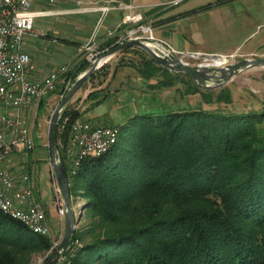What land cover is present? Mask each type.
<instances>
[{"label":"trees","instance_id":"16d2710c","mask_svg":"<svg viewBox=\"0 0 264 264\" xmlns=\"http://www.w3.org/2000/svg\"><path fill=\"white\" fill-rule=\"evenodd\" d=\"M120 41L117 35L106 37L97 53ZM119 50L137 54L124 63L144 79L156 71L165 73L149 82L151 87L179 81L182 87L175 88L181 96L197 92L205 103L230 100L225 86L198 87L188 74L168 70L141 48ZM86 64L82 55L68 73L73 78ZM103 68L105 63L87 80L104 74ZM181 73L188 78L176 76ZM105 85L86 93L91 104L103 100ZM64 90L59 86L46 97L55 91L58 99ZM261 105L240 111L164 106L133 113L117 124L116 138L105 152L82 157L69 173L65 147L70 123L81 110L68 101L56 124V148L69 194L81 198L82 214L92 215L84 236L76 227L62 252L69 264H264ZM74 239H80L79 245L72 246ZM50 244L49 236L0 209V264H21V256L46 251Z\"/></svg>","mask_w":264,"mask_h":264},{"label":"crops","instance_id":"0c3cea01","mask_svg":"<svg viewBox=\"0 0 264 264\" xmlns=\"http://www.w3.org/2000/svg\"><path fill=\"white\" fill-rule=\"evenodd\" d=\"M214 1L196 0L192 3L195 5H189L191 7L176 9L171 14L162 16V11L166 7H158L161 1L157 0H54L52 3H49L47 0H31L30 5L33 3V6H35L31 8L32 10L47 9L44 14H41L48 17L47 22L50 20L52 22L53 20L60 21L62 13H70L67 16L74 19L73 22L69 23L74 25L70 27L75 32L69 36L65 34L61 35V32L58 36L55 34L50 38L47 35L48 33L45 32L46 30L40 29L39 32H36L40 38V43L39 41L36 43L37 41L34 39L33 43H30V41L23 45L22 41V48L27 51L30 62L33 65L32 69L27 73V76L29 78H39L49 69L55 67L58 63L60 64L61 61L59 58L54 57V54H57L59 45L68 48L74 44L71 41L79 43V41L87 39L88 32L92 31V23L94 24L99 18L101 19V25L95 32L97 39L105 35L104 32H111L110 36L123 35L125 30L130 27L127 22L123 21V18L125 15L134 12H139L144 21L146 18H150L149 20L154 19L152 25L154 31L151 29L152 37L161 41L174 53L179 51H199L206 53H230L235 51L238 56L264 54V30L253 41L255 42L254 44H249L245 48L240 49L241 42L243 40L245 41L250 33L235 32L236 30H241V25H237L233 17L223 18L221 15L228 8L219 6L220 3L230 1L232 4L229 7L233 11H238L241 10V6H239L241 0H224L213 3ZM207 3L209 4L207 5ZM104 4L110 7L105 10L97 8ZM245 5L246 9L251 12L249 18L254 16L253 18L255 20H260L264 23V0L248 1ZM73 8H75V11H70ZM86 8L90 9L87 10ZM225 19L231 22L229 31H226L223 27V20ZM47 22L45 29L54 26V24L52 25ZM87 27L90 28V31L86 29ZM106 35L109 36L108 34ZM56 36L63 38L62 41H55L54 37ZM48 40L57 43L56 45L53 44V47L56 49L54 54L47 52L48 47L50 48L52 46ZM102 40L103 38L99 41ZM111 81H115L119 87L107 88L105 97L99 103L91 104L92 99L86 98L85 95L83 96L84 98H81L77 102H72L73 107L81 110L80 117L87 119L91 124H112L117 126V124L121 123L133 113L161 110L164 106L171 108L187 106V103L182 101L177 88H174V94L166 99L164 98L162 87H151L149 85L151 80H144L138 74L123 75V80H120L118 74L114 73ZM55 94V92L50 93L46 97V100L53 99ZM37 152L36 149L27 151L26 154H23L22 151H13L5 156L3 164L15 174L26 172L31 169V164L29 165L26 157L33 160V163L36 164L38 158L36 155ZM48 175L51 182H53V174L50 173L49 169ZM32 180L36 190L33 177ZM61 222L62 220L60 219L58 223L51 221V224H49V227L51 225L53 230L54 238L59 232Z\"/></svg>","mask_w":264,"mask_h":264},{"label":"built area","instance_id":"2783aa9c","mask_svg":"<svg viewBox=\"0 0 264 264\" xmlns=\"http://www.w3.org/2000/svg\"><path fill=\"white\" fill-rule=\"evenodd\" d=\"M31 0H0V209L11 216L18 218L31 231L50 237V248L54 246L57 237L50 236V227L45 215V210L36 195L33 185V169L15 174L3 164L6 155L13 151H22L26 154L33 147L34 141L24 128L20 109L31 101L40 98L62 86L66 88L72 80L68 73V66L60 63L49 69L39 78H29L27 73L32 69L29 55L22 48V41L26 34L33 33L32 21L35 15L44 14L45 10H32ZM49 3L54 0H47ZM110 6L104 4L100 9L105 10ZM70 9V11L74 10ZM89 10L90 8H86ZM75 11V10H74ZM142 19L139 12L125 15L124 22L136 23ZM135 30L149 32L151 25L138 23L137 29L127 28L124 38L136 37ZM56 31V30H55ZM174 53V52H173ZM199 51H179L175 53L186 65H190L189 58L198 59L195 64L206 66H220L237 58V53H211ZM94 53H88L84 57L90 60ZM69 147L66 150L68 159V171L73 173L76 165L82 157L96 156L109 147L115 140L118 128L112 124H91L86 119H75L70 123ZM116 131V133H115ZM48 164L50 165L49 161ZM56 213L63 215L61 200L57 194V186L52 182ZM69 245V244H68ZM79 245L74 239L72 246ZM68 247V246H67ZM63 252V251H62ZM60 252L54 259V264H69L66 253Z\"/></svg>","mask_w":264,"mask_h":264},{"label":"rangeland","instance_id":"374dc122","mask_svg":"<svg viewBox=\"0 0 264 264\" xmlns=\"http://www.w3.org/2000/svg\"><path fill=\"white\" fill-rule=\"evenodd\" d=\"M157 1H161L158 7H161V6L166 7V9L162 11V16L163 15L165 16L167 14H171V12L176 9H182L184 7H191L189 5L194 3L193 1H196V0H175V1L174 0H157ZM248 1H252V0H241L239 4V6H241V10H238V11H233L229 7L232 4L230 3V1H225L219 4V6L228 8L225 12L221 13L223 18L233 17L234 20L236 21V24L241 25V30H236L235 32H244V33L249 32L250 33L249 36L246 37V40L245 41L243 40L241 42L240 49L245 48L249 44H254L255 42L253 41H255L260 36L261 32L264 30V23H262L260 20H255L253 18L254 16H251L252 19H250L251 17L249 18L251 12L248 9H246V5H245V3ZM192 5H195V4H192ZM34 7L35 6H33V3H32L30 5V8H34ZM100 7L101 6L97 8L100 9ZM72 12H74V10H72ZM68 14L70 13L61 14V19H60L61 22L56 21V20H53V22L51 20L48 21L49 24L50 23L52 25L54 24V26H52L49 29H45L47 27L46 22H47L48 17L43 16V15H35L32 21V30L34 33L26 34L24 36L23 45L30 41H31L30 43H33L34 39L37 41L36 43H38L40 38L36 32H39L40 29L46 30L45 32L48 33L47 35L50 38H52L55 34L58 36V34H61V32H62L61 35L63 34L67 36L71 35V33L75 31L72 30V27L74 25L73 24L71 25L69 22H73L74 19L67 16ZM149 19L150 18H146L145 21L141 19L140 21L136 23H132V22H127V23L129 26H131V28H135V29H137L138 23L140 22H143L145 24L148 23L151 25V29L154 31V28H152L154 19H151V20ZM100 20L101 19L99 18L94 22V24L92 23L91 25L92 31L88 32L87 39L83 41H79V43H74L73 45H70L68 48L59 45V49H57V54H54L56 52V49L53 47V44L56 45L57 43H55V41H62L63 38L56 36L54 37L55 41L50 42V40H48L49 44H51L52 46L50 48L48 47L47 52L53 53L54 57L59 58V60L61 61L60 63L66 64L68 68L72 67L81 58L82 55L85 56L88 53H94L97 55L98 54L97 46L100 42L99 40H101L102 38L104 39L108 37L106 34H108L109 36L111 35L110 34L111 32H107V33L104 32L105 35L97 39L95 32L100 28V25H101ZM223 21H224L223 27L225 28L226 31H229L231 28V22H228L227 19ZM64 22H68V23H64ZM86 29L90 31V28L87 27ZM149 34H150L149 32L135 30L132 36L134 35L148 36ZM124 35H125V32L123 35L122 34L120 36L118 35V38L119 39L124 38ZM40 42L41 41H39V43ZM242 56H248V55H240V56H237V58L242 57ZM258 56H264V54L253 55V57H258ZM136 59H137V54L131 51L121 52L120 50H117L111 55H109L103 62L105 63V68H103L105 70V73L104 74L97 73L98 75H96L91 80H87V79L84 80L69 98L68 101L70 102V105L73 104L72 102L74 101L77 102L81 98H84L83 96L86 95V93L89 90L94 89L98 86H102L106 84L105 88H110V89L118 88L119 86L116 84V82L111 81L112 76L110 75H111L113 66L116 65L114 73H117L120 80H123V75L129 76L130 74L131 75L138 74L132 66L124 63V61L126 62L134 61ZM197 60L198 59L194 60L192 58H189L188 59V62L190 64L189 66L198 65V64H195ZM117 62H122V63L119 64ZM164 74L165 73L162 71H156L153 76L145 78L144 80H151V82H153L155 79L163 77ZM176 76L182 77V78H188L184 74L176 75ZM221 86H225L227 88L230 94L229 101H213V102L205 103L201 101L200 95L197 92L184 94V96H181L182 101H185L187 103V106L202 107V108L214 110V111L215 110H218V111H238L239 110L240 111V110H247V109L248 110L259 109L260 107H262L261 104L264 103V66H256L253 68L242 70L239 73L231 76ZM175 87H182V85L179 81H177L173 85L162 86L164 98L168 99L171 95H173L174 94L173 92L175 91L174 90ZM209 89L215 90L217 89V87H212ZM56 101H57L56 95L51 100H46L45 98L44 104L37 108L35 106V102L31 101L27 105L22 106L20 109V112H21V119L23 121L24 128L34 141L31 151L35 149L36 151H38L36 154L38 156L36 160V164L33 163L34 162L33 160L28 159L26 157V160L29 161V165L31 164L30 168L33 169V172L31 174H32V177L34 178L35 185H36V195L38 199L40 200L42 207L45 210L49 224H51V221L52 222L56 221L58 223V220L60 219L62 220L60 224L59 232L57 233V236H56L57 241H58L62 234V230H63V215L61 217H58L59 215L56 213V206H55V201H54L55 199H54V194H53V188L51 185L52 182L49 179V175H48V169L50 170V173L52 172H51V167L47 162L49 161V152H48L47 135H46V125H47L48 116H49L51 109L55 105ZM75 119H85V118H82L79 116V117H76ZM69 133H70V129L68 132V138H67V144H66L65 150L71 148L69 147V143H68ZM67 154H66V157L69 159ZM69 184L71 185V180L69 181ZM70 191H72V186L70 187ZM57 194H58V197L60 198L58 190H57ZM70 196H71V202L73 204L74 213H76L79 210V208H81V198H79L78 195L72 196L70 194ZM91 216L92 215H90L89 213L84 212L82 214L80 212L79 219L77 223L75 224L74 229L76 227L78 229H81L82 236H84L83 231L86 229L88 222L92 220ZM53 235H54L53 230L50 225V236L53 237ZM80 239H77L78 243H80ZM52 249L53 248L49 247L48 250L51 251ZM48 250L33 252L30 255L28 254L27 256H21L20 257L21 264H37L38 262H40L42 259L45 258L44 256H47V254L49 253Z\"/></svg>","mask_w":264,"mask_h":264},{"label":"water","instance_id":"95a60500","mask_svg":"<svg viewBox=\"0 0 264 264\" xmlns=\"http://www.w3.org/2000/svg\"><path fill=\"white\" fill-rule=\"evenodd\" d=\"M128 46H135L144 50L154 61L164 66L170 71L183 72L188 74L191 80L201 88L218 87L224 84L231 76L242 70L256 66H264V56H242L231 62L220 66H189L181 62L179 57L166 47L161 41L151 36H136L126 38L118 42L115 46L108 48L101 53L94 55L87 64L81 68L72 78L63 93L57 99L51 109L47 125V146L49 152V163L53 174L54 182L57 186L61 204L63 207V230L59 240L51 251L48 250L47 256L37 264H51L60 252L65 250L70 242V235L74 230L75 224L79 219L80 210L74 213L71 196L68 190L66 170L64 163L56 148V124L60 112L71 95L96 70L105 59L115 51ZM205 55H213L205 53Z\"/></svg>","mask_w":264,"mask_h":264},{"label":"bare ground","instance_id":"6f19581e","mask_svg":"<svg viewBox=\"0 0 264 264\" xmlns=\"http://www.w3.org/2000/svg\"><path fill=\"white\" fill-rule=\"evenodd\" d=\"M181 62H183V61H181ZM184 63V62H183ZM199 66H203V65H199ZM113 126H115V127H117L116 125H113ZM117 132H118V130H117ZM115 133H116V131H115ZM115 138H116V135H115ZM114 142V141H113ZM113 142H110V144H109V147L111 146V144L113 143ZM107 148L105 149V151L109 148L108 146H106ZM104 151V152H105ZM103 153V152H102ZM102 153H100V154H102ZM100 154H98V155H100ZM53 248V247H52Z\"/></svg>","mask_w":264,"mask_h":264}]
</instances>
